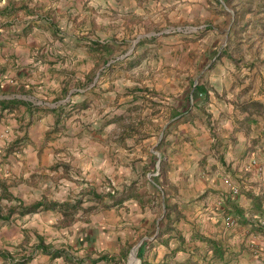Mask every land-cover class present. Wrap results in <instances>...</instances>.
Returning a JSON list of instances; mask_svg holds the SVG:
<instances>
[{
  "label": "crops",
  "instance_id": "obj_1",
  "mask_svg": "<svg viewBox=\"0 0 264 264\" xmlns=\"http://www.w3.org/2000/svg\"><path fill=\"white\" fill-rule=\"evenodd\" d=\"M169 1L174 4L170 9L166 0H0V264L25 259L20 245L31 238L29 233L38 234L36 243L42 240L37 221L42 214L56 211L38 208L25 212L27 208L40 200L73 201L63 198L73 189L70 182L58 179L67 166H74L86 180L99 182L112 177L119 183L122 178L115 177L122 174L148 177L155 161L153 145L148 144L158 127L166 133V152L161 158L180 193L174 202L182 208L183 200L190 202L189 214L196 227L200 226L199 233L215 240L223 251L221 258L206 248V254L201 255L203 264H264V234L249 232L264 219L256 212L263 207L264 173L259 174L248 162L249 139L244 128L249 124H241L244 113L231 102L242 96L232 93L244 85L234 78L229 60H208L216 33L199 38L200 26L192 27L189 33L143 30L145 20H161L164 15L173 21L194 20L199 10L208 6L206 0L186 4ZM88 5L91 9L110 6L126 15V21L119 18L105 25L85 10V27L75 30L67 19ZM126 27L139 31L131 43L128 35L125 37ZM144 97L160 98L156 117L149 118L156 125L144 129V136L134 133L120 138L122 111L130 109L134 118L144 119L145 113L139 110ZM65 106L79 107L80 121H69L63 114ZM208 116L215 124L214 134L208 127ZM232 137L236 141L231 145ZM257 141L264 148V139ZM110 145L117 150L113 158L109 156ZM121 146L128 148L125 163H121ZM258 154L264 159V152ZM230 163H234L233 169ZM234 180H240L243 187L241 194L231 196ZM57 181L61 183L60 194L56 192ZM204 192L207 207L198 199ZM132 200L101 206L100 212L86 217L82 224L87 226L90 221L111 226L115 222L142 225V231L147 230L154 215L147 212L141 198L135 199L128 211V201ZM226 215L239 219L238 223L227 224ZM140 217L146 224L137 222ZM121 234L115 239L119 236L125 241ZM194 236L191 238L200 241ZM36 243L32 247L38 252ZM257 244L260 251L243 249ZM177 250L183 258L176 263L199 264L196 259L185 260L182 248ZM164 257L161 262L170 258L167 253Z\"/></svg>",
  "mask_w": 264,
  "mask_h": 264
},
{
  "label": "rangeland",
  "instance_id": "obj_2",
  "mask_svg": "<svg viewBox=\"0 0 264 264\" xmlns=\"http://www.w3.org/2000/svg\"><path fill=\"white\" fill-rule=\"evenodd\" d=\"M178 1H180L178 4L194 2L192 0ZM166 2L168 5L166 7L169 9L173 7L174 4L171 1L166 0ZM206 3L208 6L199 10L200 15L194 20L173 21L164 15L161 17V20H145L147 25L143 30L147 32L152 29L155 32L171 34L177 32V29H179V31L189 33L192 31V27L200 26L197 27L198 33L196 34L199 38L205 37L210 33H216L217 39L211 47L213 50L210 53V57L208 56V60L212 59L215 62L222 57L229 60L234 70V78L237 81L241 80L244 85L242 88H238V85L236 93H232L233 95L242 94V96H236V99L231 100V102L233 106L239 105L241 112L244 113V118L240 121L241 124H249L244 128L246 129L245 133H248L247 138L249 139V145L246 150L248 162L250 165L255 166L254 168H256L259 174H262L264 173V159H261L258 153H263L264 148L257 140L264 139V0H206ZM89 6L92 7V5L82 6V8L78 9V13H72L73 18L69 17L67 19L68 24L73 26L75 30L81 31L85 27V22L82 18L85 10L88 11L90 17L96 21H102L105 25H108L107 21L118 20L119 18L126 21V15L118 14V11L110 6L105 8L99 6L95 9H91ZM169 9L167 12L170 11ZM59 15L62 16L63 13ZM79 18L80 20H78ZM134 22L141 24L140 22ZM91 23L92 20L90 21ZM94 23L96 24V22ZM94 28L98 29L97 24ZM138 32V29L134 30V28L126 27L125 37L128 35L126 37L127 42L131 43ZM85 35L87 34H83V36ZM233 88L235 89L236 87ZM157 99L151 100L148 97L142 99L141 104H139V110L145 113L143 114L145 118L142 120L141 118H134L130 109L122 111L119 122L121 125L120 138H126L129 134L134 133L140 137L144 136L146 134L144 129H147L152 123L156 125L157 122H150L149 118L151 116L153 119L156 117L155 114L160 105V98ZM186 107L190 108L191 106L187 105ZM77 108L65 106L63 114L66 115L69 121H80L81 111L79 107ZM95 112L96 110H94ZM77 117L78 119H76ZM206 119L210 132L214 134L216 132L214 130V122L209 116ZM136 122L138 125L134 126ZM159 128L155 131L152 136L153 138L150 139V143L148 144V147L153 145L152 149L155 152V161L152 164V170L148 172V177L142 175L135 178L123 176L122 174L120 177L117 175L115 177L116 180L122 178L119 183L112 177L105 178L99 182L94 179L86 180L85 177L77 172L74 166H67L64 175L58 177V179H66L73 187V189H69V194L65 192L66 197L63 196V198L72 199L73 201L81 199L83 201L80 205L81 208L74 214V220H76L69 221V218L64 220L63 215L61 217V212L53 211L49 214H42L40 220L37 221L39 235L44 244L49 245L51 251L55 249L63 250L64 255L52 257L40 250L36 252L32 244L36 243L38 234L31 236L29 233V237L31 238L19 247L21 257L24 255V258H34L31 262L29 261L30 259L28 260L29 262L26 261V264H175L183 258H180V253H175L178 251V247L183 249L182 256H185V260L196 259L199 264H203L204 259H201V255L206 254L205 249L207 248V244L191 238L193 233L201 234L199 233L201 228L200 226L196 227L198 225L197 222H194L191 214H189L191 207L187 205L190 202L183 200L184 207L182 208V204H178L173 200L174 196L180 193L178 192L177 184L172 181L166 172V164H164L163 160L161 161V155L166 152L167 144L163 142L166 135L165 130H160ZM235 141L236 138L232 137L231 145ZM111 148V145L108 146L109 156L113 158L117 150H112ZM121 148V163H125L128 159V148L126 146H121ZM70 155L72 156V154ZM228 166L233 169L234 163H230ZM236 179H239V177ZM63 184L66 185L65 182ZM233 184V186L238 188V194H241V187L243 185L240 183V180H234ZM60 185L61 183L57 181V194L61 193ZM147 186L150 187V190ZM113 187H117L120 190L119 194L123 191V193H128L130 188L134 191L131 197L133 200L128 201V211L130 204L135 199L141 198L145 202L147 212L149 211L154 215V219L150 223V227H147V230L142 231L140 228L142 225H136V228L135 225L130 226V224L116 225L115 222L110 223L111 226L98 222L90 224V221H87L89 223L87 226L86 224H82L86 223L84 220L86 217L95 216L100 212L99 208L101 209V206L105 205L100 202L97 205L98 202L96 200H91L93 195L89 191L93 190L95 193L106 194L107 192L114 191ZM206 197V193L204 192L198 198L204 203L202 204L204 207H207ZM105 201L106 204L111 203L108 196H105ZM262 204L263 207L259 208L256 212L260 211L259 213L264 216V199L262 200ZM91 205H94L95 208L85 210V208ZM165 206H167V209ZM178 206H181V208H178ZM202 212L205 211L202 210ZM143 218H138L140 220H137V222L146 224ZM236 220L234 224L238 223ZM125 221L123 220L122 222ZM257 227L253 226L249 229V232L255 234L254 232L257 231L259 233L260 231L256 229ZM29 230L32 231V229ZM120 231L127 238L125 241L119 236L115 239L116 234L122 235ZM259 234L262 235L261 232ZM181 235L184 237L183 243L179 242L180 238L178 236ZM258 246L259 244L254 246L249 245L248 247L243 246L244 248H242L249 250L250 253H254L257 250L260 251V246ZM133 248L135 249L133 250ZM172 249L174 253L171 256ZM166 253L170 258L167 261L161 262L162 259H165L164 255ZM102 255H104V259H100ZM176 255H179V258H176ZM215 264H220V262H216Z\"/></svg>",
  "mask_w": 264,
  "mask_h": 264
},
{
  "label": "trees",
  "instance_id": "obj_3",
  "mask_svg": "<svg viewBox=\"0 0 264 264\" xmlns=\"http://www.w3.org/2000/svg\"><path fill=\"white\" fill-rule=\"evenodd\" d=\"M195 88L199 89L198 85H196ZM199 91L203 92V89L201 88L199 89ZM89 192L93 195V198L91 200H94V201L96 200L97 202H100V203H102L104 196H108L111 200V203L109 204L105 203V205H103L105 208H108L114 205H117V206L121 205L125 200L131 198L134 193L132 188L129 189L128 193H123L124 192L123 191L120 194L116 192L115 190L112 192H107L106 194L95 193V191L93 190H90ZM81 203H82L81 199H75L74 201H62V202H57V201L45 202L44 200H40L36 204L31 205L29 208H27L25 212H34V211H37L38 208L39 210L52 209V210L61 212L64 220H67V218H69L70 219L69 221H73L75 212H77V210L81 208L80 207ZM93 208H95V206L91 205L85 208V210H91ZM165 208L167 209V206H165ZM9 212L10 213L12 212L11 208L9 209ZM0 217H1V214H0ZM3 218H5V216ZM257 229L262 234H264L263 226H258ZM178 237L180 238L181 241H183V239L180 236ZM194 237L199 239L200 241L205 242L207 244V249L212 250L216 256L221 257V258L223 257V251L215 240L207 236L198 234V233H195ZM36 248L45 254L51 255L52 257H59V256L64 255V251L61 249H55L54 251H51L49 245H45L42 240H40L37 243ZM104 258H105L104 255L100 256V259H104ZM28 260H29V257L23 259L22 261H17L14 264H23ZM165 264H168V263H165ZM175 264H179V263H175Z\"/></svg>",
  "mask_w": 264,
  "mask_h": 264
},
{
  "label": "built area",
  "instance_id": "obj_4",
  "mask_svg": "<svg viewBox=\"0 0 264 264\" xmlns=\"http://www.w3.org/2000/svg\"><path fill=\"white\" fill-rule=\"evenodd\" d=\"M230 194L231 196H236L238 194V188L231 185L230 186ZM225 221L227 224L231 225L234 224L235 220L232 215H226L225 216ZM258 226H264V219L260 218L257 222Z\"/></svg>",
  "mask_w": 264,
  "mask_h": 264
},
{
  "label": "water",
  "instance_id": "obj_5",
  "mask_svg": "<svg viewBox=\"0 0 264 264\" xmlns=\"http://www.w3.org/2000/svg\"><path fill=\"white\" fill-rule=\"evenodd\" d=\"M134 249H135V248H133V250H134ZM133 250H132V251H133Z\"/></svg>",
  "mask_w": 264,
  "mask_h": 264
}]
</instances>
